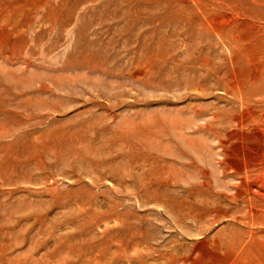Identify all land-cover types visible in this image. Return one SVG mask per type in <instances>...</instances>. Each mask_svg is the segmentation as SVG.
<instances>
[{
  "label": "rangeland",
  "instance_id": "374dc122",
  "mask_svg": "<svg viewBox=\"0 0 264 264\" xmlns=\"http://www.w3.org/2000/svg\"><path fill=\"white\" fill-rule=\"evenodd\" d=\"M237 36L264 0H0V264H264L231 199L258 133L226 73L264 89Z\"/></svg>",
  "mask_w": 264,
  "mask_h": 264
},
{
  "label": "bare ground",
  "instance_id": "6f19581e",
  "mask_svg": "<svg viewBox=\"0 0 264 264\" xmlns=\"http://www.w3.org/2000/svg\"><path fill=\"white\" fill-rule=\"evenodd\" d=\"M232 39L234 49L228 57L231 65L240 60H244L247 64L259 63L264 65L263 39L244 40L241 36L232 37ZM234 72L232 69L227 71L226 85L232 95L241 103L240 111L245 113V115L242 113L243 115L239 116L238 122H245L246 126L249 125L251 127V132H257L258 138L256 140L259 143L257 144L255 141L256 148L253 152H240V162L234 168L237 182L233 186L231 199L239 198L240 202L243 203L244 212L239 218L244 224L264 226V175H261V173H264V89L257 93L251 92L245 88L243 80L242 82L238 81ZM250 104L253 107H248ZM249 233L253 235V231L250 230ZM244 252L243 249L238 251L239 256L242 254L244 257L246 254Z\"/></svg>",
  "mask_w": 264,
  "mask_h": 264
}]
</instances>
